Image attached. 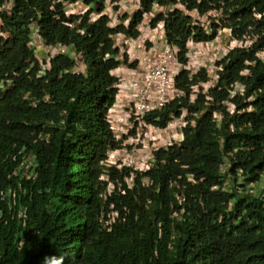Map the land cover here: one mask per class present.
<instances>
[{
    "label": "trees",
    "instance_id": "16d2710c",
    "mask_svg": "<svg viewBox=\"0 0 264 264\" xmlns=\"http://www.w3.org/2000/svg\"><path fill=\"white\" fill-rule=\"evenodd\" d=\"M106 1L0 0V7L13 3L10 13L0 11V86L6 90H0V264H42L45 255H63L64 264H264V193L244 197L229 212L235 196L215 191L224 156L233 162V175L240 168L253 183L264 175V64L257 58L264 50V0H141L142 10L124 16L115 29L105 15ZM78 4L88 12L69 16L67 5ZM156 4L168 10L156 15L152 27L165 25L182 63L190 41H214L221 29L232 30L239 41L253 37L256 46L251 52L236 49L219 62L212 101L201 89L210 80L207 72L177 78L186 97L149 120L160 117L165 127L171 115L187 110L194 125L185 129L181 148L158 156L149 189L112 199L126 221L106 234L98 224L104 190L99 179L101 163L116 147L106 117L117 95L112 73L122 64L112 37L138 38L144 15L154 13ZM194 12L219 18L210 19L207 31ZM93 15L100 16L95 23ZM36 28L45 45L72 48L80 58L56 57L39 78L40 64L29 47ZM80 63L86 76L73 72ZM237 83L246 94L234 98L231 115L224 103ZM196 87L200 93L192 103ZM215 114L222 117L220 126ZM23 149L36 154L39 168L19 186L13 173ZM174 181L186 187L182 213ZM10 188L17 192L4 201Z\"/></svg>",
    "mask_w": 264,
    "mask_h": 264
},
{
    "label": "built area",
    "instance_id": "2783aa9c",
    "mask_svg": "<svg viewBox=\"0 0 264 264\" xmlns=\"http://www.w3.org/2000/svg\"><path fill=\"white\" fill-rule=\"evenodd\" d=\"M116 1V0H115ZM178 1V0H172ZM129 10L126 12L131 19L139 10H142L141 0H128ZM109 4H105V15L110 19V28L115 29L122 24L120 21V2H114L116 11H109ZM68 15H84L88 8L83 4L67 5ZM182 9L180 6H175ZM12 3H8L0 7V11L11 12ZM165 8L159 5L154 6V13L145 14L144 22L138 27L140 36L138 38H129L124 34H117L113 37L115 47L119 49L117 59L127 63H123L115 72L114 76L117 79L118 95L115 105L110 109L107 115V123L114 135L117 143L116 149L108 154L107 160L104 163L106 168L102 181L107 184V190L104 199L108 200L116 191L125 195L126 190L132 191L137 186V180H140L142 186L149 185V179L145 174L151 172L157 163L158 154L160 152H168L175 147H181L185 141V129L194 121L189 122L191 116L187 110H183L181 116L171 115L168 124L161 126L160 117L150 121L149 118L154 114H161L174 102L186 97V94L177 86V78L187 72L190 77L198 75L202 71L207 72L210 80L201 85L203 95L207 101H212L209 93L211 90L219 87L220 73L222 67L219 62L225 60L229 54L236 49H243L247 52L255 50L256 39L253 37H245L239 41L233 38L232 30L221 29L218 32L216 40L197 44L193 41L188 43L187 62L182 63L179 59L180 49L168 43L165 25L159 23L156 28L152 27V22L158 14H167ZM197 14L196 12H194ZM194 13H191L193 16ZM213 15H218L212 12ZM212 13L204 17L208 20L205 24L201 20L202 25L207 31H210V19L213 18ZM198 15V14H197ZM219 16V15H218ZM199 17V16H198ZM256 19L260 20L261 15L256 14ZM200 18V17H199ZM123 19V18H122ZM97 17L94 16L92 22H95ZM129 20L125 23L127 26ZM228 32L232 36V41L229 46L215 53V45L218 44V39ZM193 45L197 46V51L190 52ZM31 48L42 49L47 54L46 60L40 61L41 71L39 78L51 70V61L59 56H70L73 59L78 58L76 51L62 45L44 46L39 36L38 30H35L30 43ZM258 60L264 64V50L257 53ZM74 73L85 74L84 66L79 65L75 68ZM250 74L249 70L242 73L247 77ZM1 90L5 91V87L1 86ZM221 90V89H220ZM229 100L224 103L228 112L233 115L236 107L233 103L234 98L244 97L246 94V86L237 83L231 86L228 90ZM200 93L199 87L193 88L191 97L192 103L197 100ZM255 100L251 98L250 101ZM198 118V116H193ZM215 119L220 126L222 117L220 114H215ZM36 161L33 155L27 156L22 160L21 165L15 172L16 177H26L31 175V171L36 169ZM115 169L119 175L124 177L123 182L117 180L112 181V170ZM233 162L229 156H224L223 163L220 167V176L223 182V191L234 195L236 203L248 195H256V190L260 184L247 182V176H244V171L240 168L235 170V175L232 174ZM8 195L12 196V192ZM117 214H110L109 219L116 220Z\"/></svg>",
    "mask_w": 264,
    "mask_h": 264
},
{
    "label": "clouds",
    "instance_id": "9594fccd",
    "mask_svg": "<svg viewBox=\"0 0 264 264\" xmlns=\"http://www.w3.org/2000/svg\"><path fill=\"white\" fill-rule=\"evenodd\" d=\"M10 3H12V2H10ZM8 4V3H7ZM13 4V3H12ZM85 6V5H84ZM88 8V7H87ZM89 10V9H88ZM12 11V10H11ZM88 12V11H87ZM86 12V13H87ZM8 13H10V12H8ZM85 13V14H86ZM70 16V15H69ZM73 16H78V15H73ZM94 16H96L97 17V19H99V17L100 16H98V15H93L92 17H91V23H95V22H92V20H93V17ZM110 26V25H109ZM35 30H38V32H39V29H35ZM35 30H34V32H35ZM34 34V33H33ZM33 36V35H32ZM39 36H40V34H39ZM114 37V36H113ZM113 37H112V39H113ZM40 38H41V36H40ZM32 40V39H31ZM41 40H42V38H41ZM114 41V40H113ZM30 43H31V41H30ZM30 43H29V47H30ZM42 43H43V45L44 46H47V45H45L44 44V42H43V40H42ZM116 48V47H115ZM33 49V48H32ZM116 49H118V48H116ZM34 50H35V53H36V59H37V61L39 62V64H40V71H41V63H40V61H45L46 59H44V60H41V59H39L38 58V55H37V53H41V54H43L44 53V51L42 50V49H36V48H34ZM118 51H119V49H118ZM78 54V58L77 59H79L80 58V54L79 53H77ZM119 54H120V52H119ZM119 56V55H118ZM65 57V56H64ZM67 57V56H66ZM68 57H70V56H68ZM127 60V59H126ZM117 61H119L118 59H117ZM124 61H125V58H124ZM52 62V61H51ZM119 62H121V61H119ZM128 62V61H127ZM122 64L121 65H123V63L124 62H121ZM126 64V63H125ZM79 65H82V66H84L85 67V69H86V73L85 74H78V75H83V76H86L87 75V68H86V66L83 64V63H80V64H78V66ZM120 65V66H121ZM119 66V67H120ZM118 67V68H119ZM117 68V69H118ZM51 69H52V63H51ZM116 69V70H117ZM75 70V69H74ZM74 70H73V72H74ZM116 70H114V72L116 71ZM50 71V70H49ZM48 71V72H49ZM114 72L112 73V76L115 78V76H114ZM40 73V72H39ZM76 74V73H75ZM39 75V74H38ZM39 77V76H38ZM116 79V78H115ZM116 81H117V79H116ZM117 83H118V81H117ZM117 83H116V88H117ZM2 86H4V85H2ZM1 87V86H0ZM5 87V86H4ZM1 90V89H0ZM2 91V90H1ZM6 91V90H5ZM117 95H118V89H117ZM117 95H116V98H117ZM116 98H115V102H116ZM114 105H115V103H114ZM113 105V106H114ZM112 106V107H113ZM111 107V108H112ZM110 108V109H111ZM110 109H109V111H110ZM109 111H108V113H109ZM108 115V114H107ZM106 122H107V117H106ZM108 124V123H107ZM109 125V124H108ZM110 127V126H109ZM110 131H111V129H110ZM111 133H112V131H111ZM112 135H113V133H112ZM113 139H114V141H115V143H116V140H115V138H114V135H113ZM185 142V141H184ZM184 144V143H183ZM118 145H117V143H116V147H117ZM183 146V145H182ZM181 146V147H182ZM116 147L115 148H112V149H110V150H108V152H107V154H106V158H105V160L101 163V169H102V174H101V176H100V182L103 184V187H104V190H103V192H102V194H101V201H102V203H103V207H102V210H101V212H100V215H99V217H98V224H99V227H100V230L103 232V233H108V234H111V233H113L118 227H120L125 221H126V216H124L123 215V213L121 212V211H119L117 208H116V205L112 202V199H114L115 197H125V196H127L130 192H134V191H136L138 188H142V189H149L150 187H151V184H152V181H151V179H150V173H152L155 169H156V167H157V164H158V160H157V163H156V166H155V168L151 171V172H149V173H147V174H145V177L146 178H148L149 179V185L148 186H142L141 185V183H140V180L138 179L137 180V186H136V188L134 189V190H132V191H129V190H126V193H125V195H123L122 193H120L119 191H116V193H114L112 196H110L109 198H108V200H105L104 199V195H105V192H106V190H107V184L104 182V181H102V177L104 176V175H106L105 174V171H106V168H105V166H104V163L106 162V160H107V157H108V154L111 152V151H113L114 149H116ZM181 147H175V148H173V149H178V148H181ZM173 149H170L168 152H170L171 150H173ZM238 151V150H237ZM168 152H160L157 156H159L161 153H168ZM21 155H22V159H21V161H20V163H19V165L17 166V168L15 169V171H14V173H13V178H16V179H18L19 180V186L20 185H22V183H23V181H25V180H29V179H31V178H33V176H34V174L36 173V170L39 168V164H38V160H37V156H36V154L34 153V152H28L27 151V149H23L22 150V153H21ZM30 155H33L34 157H35V161H36V165H37V168L36 169H33L34 171H31V175L28 177V178H26V177H23V178H21V177H16L15 176V172L17 171V169L19 168V166L21 165V163H22V160L25 158V157H27V156H30ZM158 158V157H157ZM161 163L163 164V165H165L166 164V160L164 159V160H162L161 161ZM222 163H223V161H222ZM233 168H234V166H233ZM236 169H238V168H235V170ZM220 173V172H219ZM124 177H125V175L124 176H122V175H119L117 172H116V170L115 169H113L112 170V174H111V179H112V181H114V182H116L117 180H119L120 182H123V180H124ZM182 180V178H179V181H181ZM179 181H174L172 184H171V188H172V190L175 192V197L177 198V200H178V202H179V205H180V207L182 208V210H181V213H182V211L185 209V204H186V197H185V191H186V187L185 186H183V185H181V183L179 182ZM247 182H249L248 181V179L246 180ZM250 183H253V182H250ZM254 184H260V186L257 188V192H256V195L255 196H253V195H248V196H246V197H251V198H255V197H259V196H261L263 193H264V175L261 177V179L257 182V183H254ZM221 191L222 193H224V194H227V195H231V194H228V192H226V191H223V182H222V184L220 185V186H217L216 188H215V191ZM10 192H12V196L11 195H8ZM16 190L14 189V188H10V189H8L7 191H5V192H3V194H2V197H3V199H4V201H6L8 198H10V197H14L15 196V194H16ZM234 196V195H233ZM244 199V198H243ZM234 200H235V197H234V199L233 200H231L230 201V203H229V208H228V211L229 212H232V210H234V205H235V203H234ZM237 203V202H236ZM10 204V207H9V209H11V202L9 203ZM125 212L127 213V211L125 210ZM117 214V218H116V220H112V219H109V215L110 214ZM180 213V214H181ZM175 217H177V214H175ZM64 260H65V256H63V255H61V256H58V257H53V256H48V255H45L43 258H42V264H64Z\"/></svg>",
    "mask_w": 264,
    "mask_h": 264
},
{
    "label": "rangeland",
    "instance_id": "374dc122",
    "mask_svg": "<svg viewBox=\"0 0 264 264\" xmlns=\"http://www.w3.org/2000/svg\"><path fill=\"white\" fill-rule=\"evenodd\" d=\"M114 2H118V3L120 2V9L121 10H120V19L119 20L122 21V18L124 16H128V15H126V12L130 11L129 7H128L129 6V2H128V0H116V1L115 0H107V4L110 3L109 6H108L109 7V11H107V13L111 12V11H116V8L114 7ZM212 15H213V13H212ZM193 16H194V18L201 20L205 24L208 23V20L206 18H199L198 15L195 14V13L193 14ZM218 18L219 17L217 15H213L212 19L213 20H218ZM231 41H232V36L228 32L224 33L218 39V44L215 45V48H214L215 51L214 52L217 53V52L223 50V48H225V47L230 45ZM195 51H197V46L193 45L191 47V49H190V52L193 53ZM37 55H38V58L41 59V60H44V59L47 58L46 52H44L43 54L37 53Z\"/></svg>",
    "mask_w": 264,
    "mask_h": 264
}]
</instances>
